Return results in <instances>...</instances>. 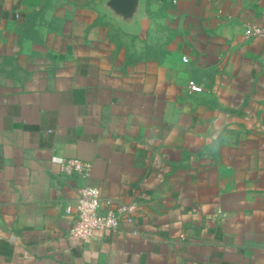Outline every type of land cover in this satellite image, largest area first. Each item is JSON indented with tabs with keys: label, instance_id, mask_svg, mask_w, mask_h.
Listing matches in <instances>:
<instances>
[{
	"label": "crops",
	"instance_id": "crops-1",
	"mask_svg": "<svg viewBox=\"0 0 264 264\" xmlns=\"http://www.w3.org/2000/svg\"><path fill=\"white\" fill-rule=\"evenodd\" d=\"M106 1L0 0V264H264V0ZM86 185L134 222L71 238Z\"/></svg>",
	"mask_w": 264,
	"mask_h": 264
},
{
	"label": "built area",
	"instance_id": "built-area-1",
	"mask_svg": "<svg viewBox=\"0 0 264 264\" xmlns=\"http://www.w3.org/2000/svg\"><path fill=\"white\" fill-rule=\"evenodd\" d=\"M243 34L246 39L264 38V17L262 25L244 23ZM189 89L193 93L202 91L193 81L189 82ZM61 171L66 175L88 179L92 176L93 165L79 159H67L62 162ZM135 212L136 206L133 204H115L112 201L103 208L100 190L90 185L83 186L78 191L75 205L66 208V214L74 218L69 235L73 239L89 240L95 232L116 231L122 220L133 223Z\"/></svg>",
	"mask_w": 264,
	"mask_h": 264
},
{
	"label": "water",
	"instance_id": "water-1",
	"mask_svg": "<svg viewBox=\"0 0 264 264\" xmlns=\"http://www.w3.org/2000/svg\"><path fill=\"white\" fill-rule=\"evenodd\" d=\"M143 0H107L103 8L115 19L127 28H133L138 24L143 14Z\"/></svg>",
	"mask_w": 264,
	"mask_h": 264
}]
</instances>
